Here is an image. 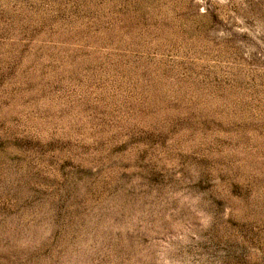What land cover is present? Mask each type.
<instances>
[{"label":"rangeland","instance_id":"374dc122","mask_svg":"<svg viewBox=\"0 0 264 264\" xmlns=\"http://www.w3.org/2000/svg\"><path fill=\"white\" fill-rule=\"evenodd\" d=\"M0 264H264V0H0Z\"/></svg>","mask_w":264,"mask_h":264}]
</instances>
